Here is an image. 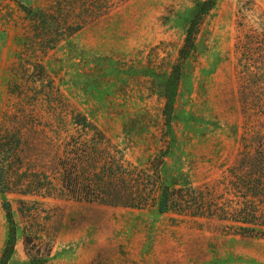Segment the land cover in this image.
<instances>
[{"label": "rangeland", "instance_id": "rangeland-1", "mask_svg": "<svg viewBox=\"0 0 264 264\" xmlns=\"http://www.w3.org/2000/svg\"><path fill=\"white\" fill-rule=\"evenodd\" d=\"M204 1L0 0V175L8 159L54 183L0 190L7 264H264V0ZM9 132L20 144L5 158ZM76 147L147 171L168 148L165 183L254 206L258 232L42 194Z\"/></svg>", "mask_w": 264, "mask_h": 264}, {"label": "trees", "instance_id": "trees-1", "mask_svg": "<svg viewBox=\"0 0 264 264\" xmlns=\"http://www.w3.org/2000/svg\"><path fill=\"white\" fill-rule=\"evenodd\" d=\"M211 4L212 0H206L203 2V7H208ZM1 137L4 141L1 144L3 157L7 158V155L11 153L9 152L10 149L16 145L17 148L19 147V134L9 132L1 135ZM98 150L93 148L91 151L87 148L76 147L74 151H70L65 157H61L58 163L60 171L57 178L60 189L57 191L44 189L48 191L42 194L129 208H144L151 203L159 213L175 212L219 219L236 218L235 220H240L246 224L241 227L245 234L251 235L258 232L259 224L254 223L252 219H247L248 216L253 219L257 217L254 206L233 208L223 203L220 195L217 196L216 193L207 188L192 187L187 183L182 186L165 183L162 179L161 168L164 165L168 148L162 151L163 154L159 158L157 156L152 160L154 167L151 171L136 168L128 170L122 165L121 159H114V157L108 159ZM8 163L10 165H7ZM245 164L247 165V163ZM250 164H248L250 169L256 170V164ZM87 165L93 167V171L86 170ZM12 168H14L12 161L6 159L0 175V190L2 192H18L23 195L30 193L28 188H31L38 176H27V173L24 172L15 175ZM36 181L38 184L45 183L50 184V186L54 184L48 181L47 175L42 178L39 176ZM12 185L14 188L10 187ZM2 208L5 212L8 231L0 255V264H7L14 250L15 222L8 201L2 203ZM30 260L32 263L34 262L33 259Z\"/></svg>", "mask_w": 264, "mask_h": 264}]
</instances>
